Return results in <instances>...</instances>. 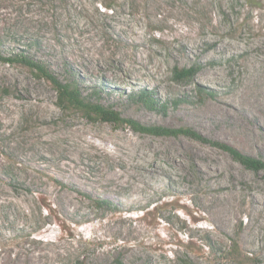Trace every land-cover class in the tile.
I'll list each match as a JSON object with an SVG mask.
<instances>
[{
  "label": "rangeland",
  "instance_id": "rangeland-1",
  "mask_svg": "<svg viewBox=\"0 0 264 264\" xmlns=\"http://www.w3.org/2000/svg\"><path fill=\"white\" fill-rule=\"evenodd\" d=\"M0 50L46 61L124 117L264 159V0H0ZM142 88L165 112L128 99ZM55 100L0 62V264H241L232 241L264 264V169Z\"/></svg>",
  "mask_w": 264,
  "mask_h": 264
},
{
  "label": "trees",
  "instance_id": "trees-1",
  "mask_svg": "<svg viewBox=\"0 0 264 264\" xmlns=\"http://www.w3.org/2000/svg\"><path fill=\"white\" fill-rule=\"evenodd\" d=\"M0 62L24 66L34 77L47 81L55 92V104L61 111L79 112L83 117L91 121L108 122L116 126L127 125L134 131L156 136L183 135L228 152L232 159L238 161L247 169L252 171L264 169L263 158L244 153L226 142L208 138L190 127H170L160 124H145L131 117H124L111 106L104 105L98 102V100L92 101L88 97L83 96L77 81L74 79L67 81L61 80L46 61L30 56L24 53V51H12L9 55H5L0 50ZM197 70L198 65L193 64L186 67L174 66L171 71L172 77L175 80H191ZM197 92L198 94L203 93L199 87L197 88ZM96 93H98L97 90H94L93 94L95 96ZM127 96L129 100L139 103L149 110L165 112L166 104L157 100L154 97L153 92L148 89L142 88L134 90L127 93ZM94 203L101 208L109 207L104 200H94ZM227 253L229 257L236 259L241 264L255 260L254 257L243 254L235 241H232ZM179 262L181 264L187 263L186 260L182 258H179ZM114 264H124V262L121 258L117 257L114 259Z\"/></svg>",
  "mask_w": 264,
  "mask_h": 264
}]
</instances>
